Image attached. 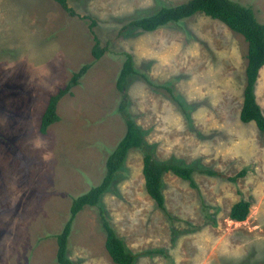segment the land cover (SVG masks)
<instances>
[{
    "label": "rangeland",
    "instance_id": "rangeland-1",
    "mask_svg": "<svg viewBox=\"0 0 264 264\" xmlns=\"http://www.w3.org/2000/svg\"><path fill=\"white\" fill-rule=\"evenodd\" d=\"M187 1L68 0L72 16L54 0H0V264H57L55 236L73 200L102 182L126 132L116 85L126 54L137 71L126 89L130 115L157 161L227 177L245 171L235 183L196 171L195 189L164 175V212L145 190L142 151L131 150L100 206L127 251L140 255L135 264H264V134L240 121L245 39L199 13L154 32L123 31ZM232 1L264 24V0ZM85 64L58 104L59 121L42 134L50 96ZM255 95L264 114V67ZM242 199L250 213L236 222L229 213ZM101 209L86 206L74 219L75 264H115ZM151 250L164 253L144 254Z\"/></svg>",
    "mask_w": 264,
    "mask_h": 264
},
{
    "label": "trees",
    "instance_id": "trees-1",
    "mask_svg": "<svg viewBox=\"0 0 264 264\" xmlns=\"http://www.w3.org/2000/svg\"><path fill=\"white\" fill-rule=\"evenodd\" d=\"M54 1L70 15H76L74 10L69 6L68 0ZM198 13L220 21L230 30L240 34L245 39L248 46L246 66L247 85L244 90L243 106L240 109V121L244 124L253 122L258 130L264 134V114L259 107L255 95V85L258 81L260 71L264 67V24L258 21L251 7H245L232 0H189L176 6H162L153 14L133 20L124 26L123 31L139 29L148 33L154 32L169 23H179ZM103 53L104 49L100 47L99 39L95 37L92 55L95 60H99ZM90 68V64L83 65L78 72L73 74L71 80L64 88H60L55 94L50 96L41 120L40 131L42 134H45L51 125L59 121L57 114L59 102L66 95L71 94L72 89L79 85L80 80ZM136 74L137 71L134 68L133 57L130 54H126L116 81L117 90L122 96L118 111L120 117L124 120L126 132L107 159L106 174L102 182L73 200L70 208V218L63 230L55 236L57 242V264H75L68 257V244L74 219L86 206H96L101 209L100 201L102 196L112 187L117 174L123 169L131 150L139 149L142 151V173L144 176L145 190L148 196L155 202L156 206L164 212L166 211V206L163 193V177L166 174H172L188 182L189 186L194 189L196 188V183L193 174L196 171L211 177L223 178L233 183L245 175V171H241L234 176L227 177L222 173L210 169L197 170L192 166L183 165L175 160L157 161L151 152V147L145 140V132L137 125L133 116L130 115L131 113L126 100L128 81ZM250 208L251 203L242 199L231 207L229 217L233 221L243 222L248 217ZM101 211V226L106 236L105 248L111 261L115 264H135V259L140 255L127 251L123 240L109 224L103 215L102 209ZM157 253L164 252L162 250H151L144 254L153 255Z\"/></svg>",
    "mask_w": 264,
    "mask_h": 264
}]
</instances>
